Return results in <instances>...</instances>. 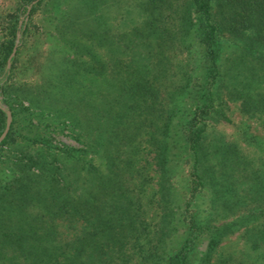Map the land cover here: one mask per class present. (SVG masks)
I'll use <instances>...</instances> for the list:
<instances>
[{"label":"trees","instance_id":"obj_1","mask_svg":"<svg viewBox=\"0 0 264 264\" xmlns=\"http://www.w3.org/2000/svg\"><path fill=\"white\" fill-rule=\"evenodd\" d=\"M41 3L0 13V155L15 142L0 167V264H264V0H138L120 29L119 0H66L34 78L14 82L15 32L22 44ZM11 102L79 145L37 133L30 153ZM229 103L259 133L215 129ZM235 232L241 245L219 248Z\"/></svg>","mask_w":264,"mask_h":264},{"label":"rangeland","instance_id":"obj_2","mask_svg":"<svg viewBox=\"0 0 264 264\" xmlns=\"http://www.w3.org/2000/svg\"><path fill=\"white\" fill-rule=\"evenodd\" d=\"M136 1L138 0H119L118 5H112L109 12H108V22L114 26L116 23L118 24L117 28H126L127 25L131 24V20H136L138 17V11L136 8ZM66 0H42V3L39 5L37 10L32 16V22L34 24L29 26V31L27 33L23 34V38H25V41L21 44V31L20 29H17L15 32V38L14 43L15 49L19 46V52L17 54L18 62H16V76L14 82H25L29 81L34 78L33 75V69H34V56L35 50L34 48L39 49V45L41 41L44 38V34H42V30L45 28L53 29L52 26V18L53 15L56 13V10H58L60 7H64ZM16 3V0H0V13L5 14L9 11H11ZM28 14V7L25 11V16H21L18 19V27L24 26V22L26 21V17ZM49 22V23H47ZM4 22H0V39L2 38V35L4 34V28L3 25ZM19 33L17 40H16V33ZM54 39L52 36L50 38ZM54 41V40H53ZM13 43V44H14ZM38 45V46H37ZM15 51V50H14ZM10 54V53H9ZM14 53L11 55L13 56ZM9 56V55H8ZM8 58V57H7ZM9 64H10V58H9ZM8 64V66H9ZM0 103L4 104L9 110L10 107L8 104L2 100V95H0ZM9 105L12 106V109L15 111V123L13 128V134L16 144L17 143H24L29 144L28 151L30 153H33V147L37 146L39 144L38 140H35L33 143H29V140L24 138V136H33L39 133L42 136L47 137L52 144L58 145L60 147H64V145H72L77 146L79 145L78 141H76L69 130L66 127H58L55 126L52 123L46 124L47 127L43 128L42 123H36L37 119L31 115V113H28L25 110H22L19 108L18 102H11ZM27 105L26 101H22V106ZM1 109V108H0ZM18 109L21 110V112H18ZM24 111V112H23ZM21 113V114H20ZM229 117L231 118V123L226 122H219L215 125V129L217 130H224L225 132H231L233 130L234 124H240V125H248L250 130L258 132L259 129L256 124V121H254L251 118H247L240 114L237 107L234 105V103H229L228 111H227ZM21 115V116H19ZM11 120V119H10ZM5 122V120H4ZM45 123V122H44ZM37 125L38 127L34 126ZM9 128V126H8ZM43 128V129H42ZM8 130V129H7ZM15 142L10 143L9 145H5L1 147V155H0V167L1 166H7V161L3 160H11V154L14 156V149ZM8 151L6 152L7 148ZM142 147L139 149V153L141 152ZM6 152V153H5ZM4 153V154H3ZM148 173H151V170L148 169ZM222 250H232L236 249L241 245V240L239 239L238 233H232L229 236H227L220 244Z\"/></svg>","mask_w":264,"mask_h":264},{"label":"water","instance_id":"obj_3","mask_svg":"<svg viewBox=\"0 0 264 264\" xmlns=\"http://www.w3.org/2000/svg\"><path fill=\"white\" fill-rule=\"evenodd\" d=\"M19 33L17 32L16 33V40H17V37H18ZM15 45L16 43L13 44L12 46V49H11V52L7 58V61H6V66H8L9 64V58L10 56L14 53V50H15ZM0 108L4 111L5 113V122H4V126L0 132V140L2 139V137L5 135L7 129H8V126H9V123H10V119H11V114H10V110L4 105V104H1L0 103Z\"/></svg>","mask_w":264,"mask_h":264}]
</instances>
